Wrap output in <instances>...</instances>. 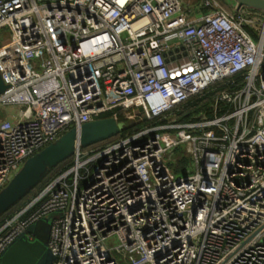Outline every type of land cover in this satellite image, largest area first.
Returning a JSON list of instances; mask_svg holds the SVG:
<instances>
[{"label":"built area","instance_id":"1","mask_svg":"<svg viewBox=\"0 0 264 264\" xmlns=\"http://www.w3.org/2000/svg\"><path fill=\"white\" fill-rule=\"evenodd\" d=\"M201 8L0 0V190L74 126L118 108L119 121L129 107L135 120L170 117L79 148L0 224V264L52 212L62 213L51 226L54 264H264V23L219 0ZM207 94L211 116L202 108L177 120ZM180 146L192 160L184 175L168 163Z\"/></svg>","mask_w":264,"mask_h":264},{"label":"water","instance_id":"2","mask_svg":"<svg viewBox=\"0 0 264 264\" xmlns=\"http://www.w3.org/2000/svg\"><path fill=\"white\" fill-rule=\"evenodd\" d=\"M236 10L255 9L264 13V0H234ZM7 88L0 73V93ZM134 121H130L133 124ZM125 128V126H124ZM123 127L115 116L96 118L74 126L56 140L29 157L0 190V216L33 190L49 173L67 159L74 157L79 148L88 147L118 135ZM61 212H52L28 228L34 236L22 234L12 242L1 257V264H54L56 255L49 247L52 220Z\"/></svg>","mask_w":264,"mask_h":264},{"label":"trees","instance_id":"3","mask_svg":"<svg viewBox=\"0 0 264 264\" xmlns=\"http://www.w3.org/2000/svg\"><path fill=\"white\" fill-rule=\"evenodd\" d=\"M211 95L207 94L204 97L197 98L193 100L189 105H187L183 112L178 114V119L180 121H187L192 119L193 117L191 116L194 113H190V116H186L185 114L188 111H195L198 112L200 109L205 108V110L208 112V115H211ZM122 114V109L118 108L115 110H112L104 115L106 116H117L118 114ZM123 119V118H122ZM170 122V120L163 118V119H156V120H148L146 117L141 115V113L138 114L137 119L134 120V123L131 125H128L127 127L123 128L122 131L107 140H104L102 142L95 143L91 146L88 147H83L84 149L91 148V147H97V146H102L105 145L109 142L116 141L121 137H125L127 135H130L132 133H135L143 128H146L148 126H153V125H160V124H165ZM74 164V157H71L67 159L66 161L62 162L55 168H52L47 176L33 189L31 190L24 198H22L19 202H17L11 209H9L6 213L0 216V224L4 221V219L12 214L25 202V200L31 198L32 196L36 195L48 182H50L52 179H54L59 173L67 170L69 167H71Z\"/></svg>","mask_w":264,"mask_h":264},{"label":"rangeland","instance_id":"4","mask_svg":"<svg viewBox=\"0 0 264 264\" xmlns=\"http://www.w3.org/2000/svg\"><path fill=\"white\" fill-rule=\"evenodd\" d=\"M219 2L223 5L222 0H219ZM260 19H261V24L263 25V23H264V13L261 15ZM250 29H255V27L252 26ZM9 111H16V108L9 107ZM135 112H136V107H129L127 110L124 111L123 119H121L122 120L121 121V125H122L123 128H124V126L127 127L130 124V121H128L129 118L132 119V120H135V115H134ZM211 115H212V113H211ZM178 118L179 117L177 116V120H179ZM168 120H170V117H169ZM168 132L170 133V129H169ZM169 137L170 136H164L162 141H161V143L163 145H166L168 143ZM183 152H184L183 151V146H180L179 148H177L175 150V152L173 154V157L178 158V161L175 162L173 159H169V162H168L169 165L175 170V173L179 174V175H184L186 173V171H187L186 169H188L190 167V165L192 164L191 158L183 156V154H184ZM12 174H14V172ZM114 242H117V240L115 239Z\"/></svg>","mask_w":264,"mask_h":264},{"label":"crops","instance_id":"5","mask_svg":"<svg viewBox=\"0 0 264 264\" xmlns=\"http://www.w3.org/2000/svg\"><path fill=\"white\" fill-rule=\"evenodd\" d=\"M185 3L187 4V7L191 8V9H194V11L197 12V14L201 13V12H205L206 9L205 8H201V9H198V10H195V7L201 3V0H184ZM223 2V5L228 8L230 11H235L236 10V2L234 0H222ZM246 10L249 12V15L250 16H256V17H261V15L263 14L262 12L260 11H257L255 9H247ZM261 20V19H260ZM260 24L257 25V27L259 26ZM251 27H248V29L253 33V35L256 37V33H257V29H250Z\"/></svg>","mask_w":264,"mask_h":264}]
</instances>
